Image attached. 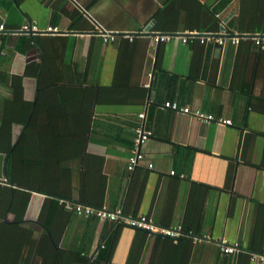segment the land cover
Listing matches in <instances>:
<instances>
[{
	"label": "crops",
	"instance_id": "obj_1",
	"mask_svg": "<svg viewBox=\"0 0 264 264\" xmlns=\"http://www.w3.org/2000/svg\"><path fill=\"white\" fill-rule=\"evenodd\" d=\"M24 23L41 31L16 32ZM1 25L0 264H264V49L154 39L224 25L264 34L262 0H0ZM98 28L135 36L106 42ZM141 112L152 134L129 169ZM52 117L88 119L82 154L51 140ZM30 121L40 175L26 181V165L21 187L6 166ZM63 199L181 224L183 238L77 214ZM224 239L241 250L225 253Z\"/></svg>",
	"mask_w": 264,
	"mask_h": 264
},
{
	"label": "built area",
	"instance_id": "obj_2",
	"mask_svg": "<svg viewBox=\"0 0 264 264\" xmlns=\"http://www.w3.org/2000/svg\"><path fill=\"white\" fill-rule=\"evenodd\" d=\"M1 29L4 28V25L0 26ZM99 31L102 33L104 40L113 41L115 40L118 35H124L125 37H129L133 39L135 34L133 33H118L112 32L106 29L98 28ZM56 27H48L42 32L47 31H56ZM40 28L37 26L36 23H24L21 25L16 32H40ZM172 37H179L182 39L183 42H189L194 39H198L201 43H206L208 41H214L219 44H225L226 41H231L234 44L240 42L242 38H246L255 45H257L260 49H264V34L259 33H233L230 29H228L225 25L223 26L222 33H215V32H205L199 33L197 31H187L183 33H165V34H156L154 35L155 41H168ZM164 108L171 109L175 112L192 115L204 122L216 121L220 124H231L232 121L230 119H217L213 114L206 113L200 109H193L187 105H180L176 101H165L163 103ZM145 112L139 113L140 123L135 128V137L134 143L132 147V152L129 157V169H134L139 166L145 159V152L143 150V145L149 139L152 134V131L146 127L145 125ZM148 167H153V163H148ZM174 174L175 171H172ZM63 205L65 208L74 211L77 214L81 215H94L104 220H111L116 223H122L124 225H128L130 227H134L137 229H142L146 231L149 235H160L163 237H169L173 241L177 242L179 238L184 234L183 233V226L181 224L172 225V226H164L156 223L150 216L142 214V215H125L121 208L116 209H108L105 206L95 207L89 204H84L81 202H75L70 199H63ZM199 238L195 239L198 240ZM221 249L225 253H236L241 250V246L239 243L230 244L227 240H222L220 242ZM264 257V254L262 255Z\"/></svg>",
	"mask_w": 264,
	"mask_h": 264
},
{
	"label": "trees",
	"instance_id": "obj_3",
	"mask_svg": "<svg viewBox=\"0 0 264 264\" xmlns=\"http://www.w3.org/2000/svg\"><path fill=\"white\" fill-rule=\"evenodd\" d=\"M262 1L264 3V0ZM212 13L214 14V12ZM214 25H215L214 27L215 29H218L220 27V24L217 18L214 19ZM230 29L231 31L235 30V29H232V27H230ZM262 29L264 30V27ZM210 30H214V29H210ZM28 106L30 107V104H26V115L29 111ZM87 120L88 119H86L85 121L84 120L82 121V119L80 118H74L72 120H69V119L59 120V119L52 117L48 121L50 122V125H49L50 129L47 132H51L50 134L51 140L56 141V143L58 144L66 143L68 145H71L72 149H76L73 151L74 153L73 155H78V154L80 155L82 154L86 146L87 134L89 130V125H88ZM27 121H28L27 118H25V122ZM32 123L33 121H30V124L28 128H26V131L24 132L19 143L10 153V156L8 157V161H7V166H6L8 178L12 182H14L15 184L21 187H24L23 186L24 180L22 176L24 175V172L26 173L28 169L26 168V165L29 167L28 174L25 175L26 177H28L26 178V181L31 182L32 180L39 178L38 175H40V172H39L40 168L33 166L32 162L28 160L32 158L39 150V149L37 150L35 146L38 144L37 141L42 138V136H39L38 138L34 139L36 141L31 139L32 134L29 131H27V129L31 127ZM53 154H54L53 156L56 157L54 161L56 163H59V161H62V157L64 156L65 153L56 152ZM26 181L24 182L27 183ZM185 237H188V239L191 242H193L194 238L192 236H185ZM165 238H169V237H165ZM56 253L57 254L60 253L59 250L54 251L52 256L54 257Z\"/></svg>",
	"mask_w": 264,
	"mask_h": 264
}]
</instances>
